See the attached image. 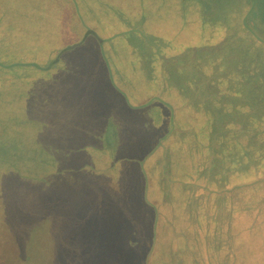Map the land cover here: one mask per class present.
<instances>
[{
  "label": "rangeland",
  "instance_id": "obj_1",
  "mask_svg": "<svg viewBox=\"0 0 264 264\" xmlns=\"http://www.w3.org/2000/svg\"><path fill=\"white\" fill-rule=\"evenodd\" d=\"M245 4L229 26L247 25L264 46V12ZM204 12L197 0H0V49L14 46L25 65L0 76V220L37 214L39 245L65 264L84 263L65 252L79 235L93 251L86 264H264L251 199L196 200L195 187L181 195L158 174L179 164L180 187L207 165L198 136L208 140L211 116L187 106L161 65L224 43ZM170 145L172 160L154 162Z\"/></svg>",
  "mask_w": 264,
  "mask_h": 264
},
{
  "label": "trees",
  "instance_id": "obj_2",
  "mask_svg": "<svg viewBox=\"0 0 264 264\" xmlns=\"http://www.w3.org/2000/svg\"><path fill=\"white\" fill-rule=\"evenodd\" d=\"M198 1L209 22L218 21L226 26L231 47L224 50L226 51L224 55L221 53L211 56L204 64L210 66L209 68L203 67L201 58L199 62L189 60L187 64L179 66V70L176 69L178 67L173 61L175 58L169 59L166 61L168 66L165 67L170 72V87L176 88V93L185 99L187 106L211 116L206 125L209 128V134L205 135L208 140L205 141L206 138L200 140L198 136V148L207 150L205 158L209 156L207 165L206 163L204 164L206 166L202 165L192 180L177 187L176 181L171 177H176L181 173L179 164L177 163L176 167L174 162L165 161L166 157L172 160L173 145L165 146L161 157L156 158L154 162L165 161V166H159L158 174L166 178L170 184L175 183V190L181 195L190 194L188 190L192 191L195 187L192 193L197 192L196 200L210 201L215 195L213 204H218V201L226 194H237L243 199L244 196L251 199L250 204L244 206V210L254 209L257 212L258 219L253 229L258 231L259 237L260 233L263 234L261 242H264V208H262L264 205H260L264 197V46L260 38L254 35L247 25L242 29L239 26L231 25V28L229 26L231 24L230 14L234 13L231 9L246 3L245 8L258 16L264 12V0ZM214 5L219 7H213ZM63 24L65 23L59 22L56 30ZM261 25L264 27V19ZM230 30L233 33H230L232 32ZM43 31L47 34L48 30ZM53 32L50 30L49 35ZM232 36L236 38L232 39ZM39 42L45 43L44 39H39ZM12 47L6 48L5 57L3 50L0 49V76L7 75V69H24L25 65H16L12 61L15 52ZM201 50L203 51L202 56L204 53L210 54L209 50L212 49ZM229 58L234 59L236 63L231 68L228 64L230 63ZM29 66L34 65L30 63ZM30 68L40 70V67ZM180 68L185 70H180ZM209 71L212 75H207ZM184 76H186V82L182 78ZM170 137L171 135H166L160 140L166 142ZM244 140L246 144L242 143ZM108 142L109 145L112 144L109 140ZM163 142L159 146H162ZM155 150L147 153L149 157L155 154ZM180 175L182 177V174ZM168 193H171L170 189ZM232 207L235 209L237 206L232 205ZM244 213L246 214L244 211L240 215ZM33 215H36V218L32 219ZM14 219L15 221L6 219L5 222L0 220L4 222L1 235L6 231L2 237L3 247L0 242V262L3 264H34L35 259L39 258L36 264H65L56 259V251L59 252L55 249L56 246L46 243L39 245L37 235L40 225L37 221V214L25 213ZM78 237L79 242L66 245L65 252H70L75 259L84 261L78 264L90 263L86 260L90 259L89 254L91 252L93 254V251L83 242L81 235ZM72 238L73 236H64L62 241L65 240L67 243L68 239L71 241ZM29 242H36V244L32 247L28 244ZM18 251L21 255L19 261L17 257H14ZM72 264H76L75 260Z\"/></svg>",
  "mask_w": 264,
  "mask_h": 264
},
{
  "label": "crops",
  "instance_id": "obj_3",
  "mask_svg": "<svg viewBox=\"0 0 264 264\" xmlns=\"http://www.w3.org/2000/svg\"><path fill=\"white\" fill-rule=\"evenodd\" d=\"M213 7H219V6L214 5ZM208 22H209V20H208ZM209 23H211V22H209ZM211 24H214V25L221 24V25H223L224 28H225V32H226V39H225L224 43L221 44L220 46L213 47V48H202V49L203 50L204 49H212V50H209L210 54H218V55H220L222 53L224 55V54H226V51H224V50L225 49L228 50L231 47V41L229 39L226 26L222 22H218V21H216L215 23H211ZM153 37L156 38L154 35H153ZM202 52L203 51L201 50V48L196 47V48L190 49V50H188V51H186V52H184L182 54L175 55L174 57H176V58L173 61H175L174 63L178 67L176 69L179 70V66H182L183 64H187V62L189 60H192L193 62L194 61L199 62L200 61V58H201ZM161 65L168 66V62H163ZM180 70H185V69L184 68H180Z\"/></svg>",
  "mask_w": 264,
  "mask_h": 264
},
{
  "label": "water",
  "instance_id": "obj_4",
  "mask_svg": "<svg viewBox=\"0 0 264 264\" xmlns=\"http://www.w3.org/2000/svg\"><path fill=\"white\" fill-rule=\"evenodd\" d=\"M89 34H90V33H89ZM89 34H88V35H89ZM88 35H87V36H88ZM101 42H102V41H101ZM80 44H81V43H80ZM80 44L74 45V46H72V47H68V48L65 49V51L72 50V49L76 48L77 46H79Z\"/></svg>",
  "mask_w": 264,
  "mask_h": 264
}]
</instances>
